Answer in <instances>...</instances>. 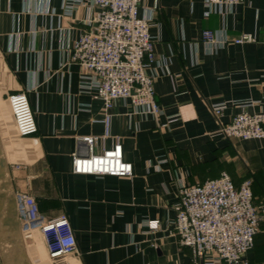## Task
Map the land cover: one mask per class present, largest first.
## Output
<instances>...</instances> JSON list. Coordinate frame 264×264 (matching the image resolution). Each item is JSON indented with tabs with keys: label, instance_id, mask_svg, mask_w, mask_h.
<instances>
[{
	"label": "crops",
	"instance_id": "obj_1",
	"mask_svg": "<svg viewBox=\"0 0 264 264\" xmlns=\"http://www.w3.org/2000/svg\"><path fill=\"white\" fill-rule=\"evenodd\" d=\"M66 0H0V86L26 90L37 133L19 137L9 109L0 137L12 187L35 196L48 218L68 215L77 253L51 260L38 229H25L10 247L12 264H196L174 232L181 184L228 173L236 186L251 178L255 204L264 206V138L240 140L221 134V122L246 109L264 112V0H245L207 13L204 0H142L139 15L153 14L154 81L160 115L118 99L110 109L84 90V70L71 60V46L91 27L99 10L89 0L66 14ZM205 29L255 40L209 49ZM9 105V104H8ZM222 105L217 118L213 106ZM100 154L117 142L133 165L132 176L79 174L72 155ZM4 120L6 124H2ZM159 220L158 229L148 221ZM1 245V243H0ZM0 246V264H6ZM264 264V219L249 252ZM202 261V260H201ZM216 264H227L224 262Z\"/></svg>",
	"mask_w": 264,
	"mask_h": 264
},
{
	"label": "built area",
	"instance_id": "obj_2",
	"mask_svg": "<svg viewBox=\"0 0 264 264\" xmlns=\"http://www.w3.org/2000/svg\"><path fill=\"white\" fill-rule=\"evenodd\" d=\"M85 0H66L65 13ZM98 10L91 27L71 46V60L81 66V86L93 91L110 109L118 99H128L134 108L148 106L146 111L160 115L162 108L156 99L154 81L158 71L148 72L156 60L155 42L150 27L153 14L140 16L142 0H89ZM207 13L225 11L245 0H204ZM225 10V11H224ZM255 40L250 33L229 39L223 31L205 29L202 41L209 49L228 43L243 44ZM8 104L19 137L37 133V122L27 91L9 94ZM223 106H213L220 119ZM110 115L106 118V133L102 137L87 136L83 141L91 153L72 155L73 171L79 174L132 176L133 165L124 160L119 139L110 149L93 153L94 144L109 135ZM221 134L240 140L264 138V112L250 113L246 109L227 123L221 122ZM180 202L174 232L183 246L191 249L196 264H250L249 252L264 219V206L255 204L252 180L236 186L228 173L194 184H181ZM21 223L25 229L41 231L51 260L58 261L77 253V240L67 214L48 218L41 211L35 196L18 194ZM159 220L148 221L150 229H158ZM202 260V261H201Z\"/></svg>",
	"mask_w": 264,
	"mask_h": 264
},
{
	"label": "water",
	"instance_id": "obj_3",
	"mask_svg": "<svg viewBox=\"0 0 264 264\" xmlns=\"http://www.w3.org/2000/svg\"><path fill=\"white\" fill-rule=\"evenodd\" d=\"M100 10V9H99ZM18 199L12 187L9 166L0 137V243L5 247L6 264L13 263L10 247L20 238Z\"/></svg>",
	"mask_w": 264,
	"mask_h": 264
},
{
	"label": "rangeland",
	"instance_id": "obj_4",
	"mask_svg": "<svg viewBox=\"0 0 264 264\" xmlns=\"http://www.w3.org/2000/svg\"><path fill=\"white\" fill-rule=\"evenodd\" d=\"M8 96H9V93H7V92L5 93L3 90V86H0V117H1V119L4 118V116H3L4 110L9 109ZM1 122H2L3 126H4V124H6L4 120H1Z\"/></svg>",
	"mask_w": 264,
	"mask_h": 264
},
{
	"label": "trees",
	"instance_id": "obj_5",
	"mask_svg": "<svg viewBox=\"0 0 264 264\" xmlns=\"http://www.w3.org/2000/svg\"><path fill=\"white\" fill-rule=\"evenodd\" d=\"M251 179V178H250ZM252 180V179H251ZM252 184H253V180H252Z\"/></svg>",
	"mask_w": 264,
	"mask_h": 264
}]
</instances>
